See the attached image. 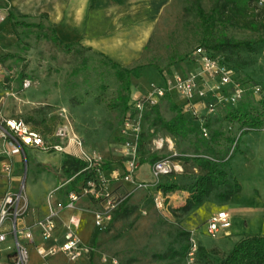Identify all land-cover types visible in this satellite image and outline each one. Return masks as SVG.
I'll return each instance as SVG.
<instances>
[{"label":"rangeland","instance_id":"rangeland-1","mask_svg":"<svg viewBox=\"0 0 264 264\" xmlns=\"http://www.w3.org/2000/svg\"><path fill=\"white\" fill-rule=\"evenodd\" d=\"M224 1L174 0L151 41L147 62L154 64L163 76L171 77L177 72L185 73L188 70L186 64L192 62V54L199 45L207 42L214 45L224 37L257 43L251 52L244 49L216 52L234 73L233 83L221 88L223 95L230 101L218 102L215 113L205 108V100L195 99L197 102L194 104L188 101L180 104L166 94L159 98L155 107L145 110L137 154L143 159L139 168L141 177L144 178L148 170L149 176L147 180L137 178V181L155 184L156 187L150 190L139 189L134 183L124 180L125 164L130 157L125 147L128 140L122 137V126L127 114L133 112L132 106L130 109L128 104L140 98V78L128 77L103 58L92 56L79 46L63 50L61 45H56L52 39L37 31L35 23L24 22V26L20 24V27L9 31L15 41L3 48V53L12 56L6 61L5 67L18 66L19 69L8 77L0 66V119H22L30 129L38 131L49 142L56 143L55 129L63 123L60 112L65 109V115L80 137L85 153L102 158L104 163H111L105 170L108 173L102 178L91 176L103 197L109 192L114 199L126 197L122 211L126 209L127 213L117 214L114 211L112 220L99 226L101 233L95 247L90 243L97 226L94 214L105 212L107 200L96 199L91 194L81 197L79 208L94 215L93 219L92 215L85 213L77 231L81 242L92 249L87 256V264L91 255L95 264H187L185 248L190 246L191 239L202 246L214 241L207 235L206 223L221 209L230 208L233 212L234 226L231 231L235 240L241 241L248 234L264 235V172L255 167L256 164L264 166V150L254 156L247 150L244 155L240 154L247 138L259 135L260 131L245 133L237 145L235 138L241 134V126L225 119L228 109H235L241 104L248 105V109L254 113L262 108L264 42L261 39L264 38V32L253 33L217 20L206 34L201 26V13L209 12ZM253 6L264 9V0H255ZM24 77L32 79L30 88L23 87ZM217 89L205 86L209 102L215 103ZM237 89L241 90V97H237L234 102L232 98ZM173 104L182 106L183 110L195 117L208 139L216 132L221 133L214 143L216 150L232 153L233 148L238 146L227 172L243 188L231 202L220 201L218 191L212 193L202 207L185 213L180 207L189 198L187 191L177 190L158 196L162 183H177L188 189L199 175L204 174L193 161L196 156L195 135L173 136L164 127L177 114L172 109ZM260 145L264 144L259 142L257 146ZM166 157L170 158L173 165H180L183 172L162 176L156 182L153 164ZM64 158L61 153L38 149H26L25 155L18 157L17 168L22 167L20 170L15 169L18 171L15 174L24 181L26 195L32 205L34 202H46L51 192L57 194L55 200L62 201L69 192L82 191L83 182L77 183L73 189L68 186L74 179L61 184L65 180L62 171ZM43 167H46L45 171ZM18 179H13L12 189L15 191L20 186ZM211 258L213 262L203 258L202 264H217L216 260L221 259L218 254Z\"/></svg>","mask_w":264,"mask_h":264},{"label":"built area","instance_id":"built-area-1","mask_svg":"<svg viewBox=\"0 0 264 264\" xmlns=\"http://www.w3.org/2000/svg\"><path fill=\"white\" fill-rule=\"evenodd\" d=\"M7 19V14L0 10V22ZM192 64L193 67L185 73L177 72L172 75L171 79L166 80L168 88L174 87L182 98L188 101L189 104H194L196 100H205V108H208L211 113L216 112V104L222 103L227 99L221 88L228 87L232 82L234 71L226 65L224 60L216 54H210L206 49L199 47L193 52ZM195 66V67H194ZM32 79H24L23 87L30 88ZM215 87H214V86ZM205 86H208L215 91V103L209 102ZM241 90H235V102L237 97H241ZM165 96L163 89L158 88L155 93L144 98L137 99L131 103L133 112L128 114L125 123L122 126V137L128 140L126 148L128 149V160L125 164L124 180L129 183H134L137 188L150 190L151 187H156L155 184H147L137 181V173L141 166V157L137 154V148L142 135L141 128L145 110L151 109L158 104L159 98ZM210 100V98H209ZM189 104L187 107H189ZM63 109L60 116L64 121L55 130L54 138L56 143H51L45 139L40 133L30 129L22 119L4 118L0 119V140L2 142L0 148V188L2 180L6 179L5 192L0 194V253H5L4 260L0 259V264H29L28 244L34 243V228L40 231L42 243H55L49 248L42 245L36 246L38 254L47 259L56 254H63L70 262L77 263L80 259L87 257L92 249L90 246L81 242L77 228L80 224V219L76 216H71L65 226V234L63 241L56 243L55 232L59 213L64 209H75L76 204L84 195H93L96 199L102 198L107 200L105 212L95 213L96 225L102 226L105 222H109L113 218V212L126 201L125 198L114 199L112 193H106L105 197L101 194L96 185V181L91 179L82 191L69 192L64 200H55L57 194L49 193L46 202L48 207L47 217L40 218L33 225L25 224V216L30 211V202L26 195L25 183L22 179H18L15 170V161L13 160L18 155L24 154L27 148L38 149L43 152L67 153L73 155L70 147L75 146L80 149L76 156L82 159L87 167L85 170H93L95 176L103 177L106 172L102 170L104 161L102 158L87 155L83 151V144L72 128V124ZM153 176L156 182L162 176H168L175 172H183L180 165H173L169 157L161 158L155 162L152 167ZM20 180L19 190L12 189L13 179ZM115 177H113L114 179ZM102 182L104 180H101ZM104 183V182H103ZM162 197V190L158 193ZM104 198V199H103ZM58 201V202H57ZM160 204V203H159ZM231 216L225 210H220L215 215L211 216L206 223L207 235L212 239H217L221 233H225L232 228ZM190 248L187 252V264H200L198 260L199 245L191 239ZM4 247V248H3Z\"/></svg>","mask_w":264,"mask_h":264},{"label":"crops","instance_id":"crops-1","mask_svg":"<svg viewBox=\"0 0 264 264\" xmlns=\"http://www.w3.org/2000/svg\"><path fill=\"white\" fill-rule=\"evenodd\" d=\"M173 1L174 0H0V10L7 14V19L4 22H0L1 53L2 56L8 55L3 53V48H7V45L15 41V37L9 34V31L20 27V24L24 26L22 25L24 22H29L31 24L35 23L37 31L43 33L46 38L58 40L64 45L79 46L92 54V56L106 58L121 68L140 67L139 71L142 75L140 77L141 81L138 89L140 98L153 94L158 88H161L173 101L181 104L186 100L179 95L177 89L174 87L170 89L166 84V80L172 77L169 75L163 76L160 71L155 68L154 64L147 62V53L152 43L151 41L156 36L159 25L164 21L165 12L169 10ZM190 64H186V69L190 70L193 67L192 62ZM174 93L176 96H174ZM247 139V142L245 141L246 144L244 143L245 146L242 145L243 150L241 153L239 151L240 154L244 155L245 150L252 156L257 153H262L261 150H264V145H257L259 142L264 144V129L260 131L259 135L254 137L251 135ZM1 144L2 142L0 141V148L2 147ZM70 149L73 153L71 156L75 157L79 154V150L75 146H71ZM61 154L65 155L67 153ZM22 155H25V152ZM19 156L21 157V155H18V157ZM18 157H15L13 160L15 161V169L20 170L22 166L19 167L20 169L17 168ZM255 167L264 172L263 165L259 164L257 166L256 164ZM138 171L137 178L139 180L140 178L141 180H147L149 170L146 171L144 178L141 177L140 170ZM5 183L6 179L2 180L0 194L4 193L6 190L4 186ZM241 188H243V186ZM80 201L76 204L75 209H64L59 213L55 232L57 244L63 241L66 232L65 226L71 216H76L80 219L79 227L85 213L92 215L94 219L92 212L79 208ZM225 211L230 214L232 223V210L228 208ZM47 215V202H34L33 205L30 203V211L25 216V224L33 225L36 220L47 217ZM231 225L233 228L234 224L232 223ZM232 228L225 233H221L217 239H213V242L205 244L204 247L218 249L219 252L229 254V252L233 250L235 244L240 241L235 240V237L233 238ZM33 231L34 243L28 244L29 264L88 263L87 257L80 259L77 263H72L61 253L43 259L38 254L36 246L42 245L45 248H49V246H52L55 242L49 241V243H42L40 231H38L37 228H34ZM5 255V253H0V259L4 260Z\"/></svg>","mask_w":264,"mask_h":264},{"label":"trees","instance_id":"trees-1","mask_svg":"<svg viewBox=\"0 0 264 264\" xmlns=\"http://www.w3.org/2000/svg\"><path fill=\"white\" fill-rule=\"evenodd\" d=\"M254 1L255 0H225L219 5L213 7L209 12L201 13V26L204 28L206 34H208L217 20H223L226 23H230L234 27L244 28L253 33L260 31L264 32V9L253 6ZM53 41L56 45H61L63 50H70L73 48V46L64 45L58 40ZM261 41L264 42V38H262ZM256 43L257 41H238L233 38L224 37L220 39V41L215 42L214 45H210L207 42L204 45H199V47L206 49L210 54L214 55L216 52H225L228 50L239 51L244 49L251 52L254 50ZM82 50L86 52L84 49ZM11 58L12 56L10 55L0 57V66L2 65V67L5 69V74L8 77L12 76V73L19 69L18 66H15V68L5 67L6 61ZM103 59L113 68H117L125 72V74L130 78L133 76L140 78L142 76L141 72L139 71L140 67L121 68L108 59ZM191 61L192 60H190V62ZM26 78L28 77L22 78V83ZM260 105L262 108L257 109L256 113H254L252 110H249L248 105L246 104H241L235 109L230 108L227 110L228 113L225 117L226 121L229 123H238L242 129L241 134L235 138L237 145L245 133L259 132L264 129V98L260 101ZM131 106L132 105L129 103L128 107H130V109ZM172 109L177 112V114L172 120L166 122L164 127L166 131L173 136L180 135L187 137L190 134L195 135L196 156L194 157L193 161L197 168H199L201 171H204V174L199 175L194 181V184L188 189H184L177 183L168 182L162 183L159 187V190H162L164 194L174 193L177 190L187 191L189 193V198L186 200L185 205L180 207V210L185 213H189L193 209L202 207L205 202L208 201L211 194L218 191H220L217 195L220 201L231 202L235 195L241 191L240 183L234 176L231 177L227 172L232 157L238 151V146L236 145L233 148L232 153L229 151L216 150L214 143L217 141V136L221 134L220 132H216L211 138L208 139L206 136H204L201 127L196 123L197 121L195 120V117L190 115L188 111L183 110L182 106L177 104H173ZM64 157L65 160L62 164V171L65 175V180L61 181V184L74 179L71 185L68 186L69 189L76 188L75 186L79 182H83V187H87V183L90 182L91 176L95 175V172H93L91 169L85 170L87 167L86 163L76 156L74 157L65 154ZM142 160L141 163L143 162ZM109 166H111V163L106 162L102 167V170L106 172L105 170H107ZM42 170L45 171L46 167H43ZM107 173L108 172H106V174ZM123 204H125V202ZM123 204L117 210V214L120 212H123L124 214L127 213L126 209L122 211ZM100 233L101 229L96 226L90 242L91 246L95 247L98 244L97 241ZM189 248L190 246L185 248V253L188 252ZM198 254V260L200 264H202L203 258H208V262L210 263L213 262V258L211 257L215 256V254H218V257L221 258L216 260L215 263L217 264H264V235H246L241 241L235 244L233 250L227 255L202 245H199ZM90 258V264H94L92 255Z\"/></svg>","mask_w":264,"mask_h":264}]
</instances>
